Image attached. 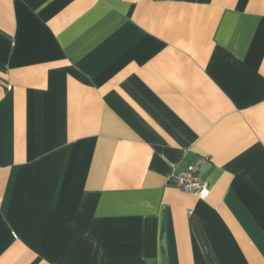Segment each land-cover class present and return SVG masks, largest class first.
Returning <instances> with one entry per match:
<instances>
[{
  "label": "crops",
  "instance_id": "1",
  "mask_svg": "<svg viewBox=\"0 0 264 264\" xmlns=\"http://www.w3.org/2000/svg\"><path fill=\"white\" fill-rule=\"evenodd\" d=\"M0 264H264V0H0Z\"/></svg>",
  "mask_w": 264,
  "mask_h": 264
},
{
  "label": "built area",
  "instance_id": "2",
  "mask_svg": "<svg viewBox=\"0 0 264 264\" xmlns=\"http://www.w3.org/2000/svg\"><path fill=\"white\" fill-rule=\"evenodd\" d=\"M205 158L195 163L188 164L179 170H173L168 176V181L182 192L193 193L198 199L204 200L209 194V185L199 174V167Z\"/></svg>",
  "mask_w": 264,
  "mask_h": 264
}]
</instances>
